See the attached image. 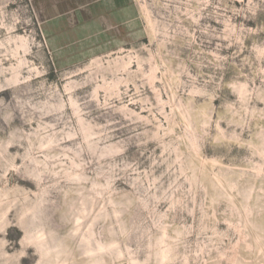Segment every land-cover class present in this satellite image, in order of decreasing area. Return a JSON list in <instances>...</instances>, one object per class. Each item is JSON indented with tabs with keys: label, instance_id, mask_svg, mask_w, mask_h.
Returning a JSON list of instances; mask_svg holds the SVG:
<instances>
[{
	"label": "rangeland",
	"instance_id": "obj_1",
	"mask_svg": "<svg viewBox=\"0 0 264 264\" xmlns=\"http://www.w3.org/2000/svg\"><path fill=\"white\" fill-rule=\"evenodd\" d=\"M134 1L52 51L0 0V264H264V0Z\"/></svg>",
	"mask_w": 264,
	"mask_h": 264
},
{
	"label": "crops",
	"instance_id": "obj_2",
	"mask_svg": "<svg viewBox=\"0 0 264 264\" xmlns=\"http://www.w3.org/2000/svg\"><path fill=\"white\" fill-rule=\"evenodd\" d=\"M52 51L117 43L135 18L134 0H29Z\"/></svg>",
	"mask_w": 264,
	"mask_h": 264
},
{
	"label": "bare ground",
	"instance_id": "obj_3",
	"mask_svg": "<svg viewBox=\"0 0 264 264\" xmlns=\"http://www.w3.org/2000/svg\"><path fill=\"white\" fill-rule=\"evenodd\" d=\"M38 235H39V234H38ZM44 235H45V234H44ZM44 235H43V236H44ZM37 237H38V236H37ZM37 237H36V238H37ZM42 238H43V237H42ZM39 242H40V240H39ZM43 242H44V241H43ZM88 242H89V241H88ZM91 242H92V241H91ZM91 242H90V244H92ZM38 244L42 246V244H40V243H38ZM87 244H88V243H87ZM88 245H89V244H88ZM42 247H43V246H42ZM90 247H92V246H90ZM90 247H89V248H90ZM98 248H99V247H98ZM88 250H89V249H88ZM90 250H91V249H90ZM46 251L48 252V248H47ZM87 252H88V251H87ZM91 252H92V251H91Z\"/></svg>",
	"mask_w": 264,
	"mask_h": 264
}]
</instances>
